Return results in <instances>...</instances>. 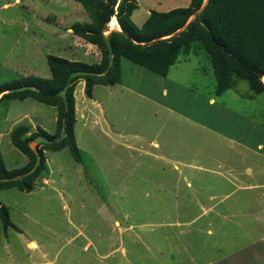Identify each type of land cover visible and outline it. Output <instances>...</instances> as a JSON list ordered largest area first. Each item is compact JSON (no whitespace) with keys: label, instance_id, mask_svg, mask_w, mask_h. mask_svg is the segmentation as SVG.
Listing matches in <instances>:
<instances>
[{"label":"rangeland","instance_id":"obj_1","mask_svg":"<svg viewBox=\"0 0 264 264\" xmlns=\"http://www.w3.org/2000/svg\"><path fill=\"white\" fill-rule=\"evenodd\" d=\"M189 2L137 0L132 20L139 26L150 10ZM88 20L74 0H0V83L30 74L50 77L47 54L98 62L82 39L81 49L67 50L70 26ZM120 69L133 90L216 133L175 113H152L151 102L134 93L108 95L111 86L94 85L105 113L76 115L81 161L68 148L45 151L49 176L29 192L0 191L17 227L4 230L0 221V264H264V188L246 187L264 182V162L233 154L224 143L229 135L251 143L264 138V92L253 94L236 79L216 96L212 64L200 43L188 57L179 55L165 77L126 58ZM82 83L75 100L89 103ZM250 121L256 127L248 133ZM55 122V107L32 98L0 102L6 168L27 162L10 141L16 125L52 134Z\"/></svg>","mask_w":264,"mask_h":264},{"label":"trees","instance_id":"obj_2","mask_svg":"<svg viewBox=\"0 0 264 264\" xmlns=\"http://www.w3.org/2000/svg\"><path fill=\"white\" fill-rule=\"evenodd\" d=\"M74 1L89 20L74 22L72 33L93 45L100 60L86 63L47 54L50 77L30 74L0 83V102L32 98L56 110L52 134L40 126L31 130L26 124L10 131L11 143L27 156V162L7 169L0 152V191L17 188L29 192L39 179L47 177L45 151L68 148L74 160L81 161L74 132L75 87L83 80L84 92L91 97L94 85L119 83L121 58L165 77L179 55L190 54L194 44L200 43L212 64L216 96L233 87L236 79L246 81L253 94L264 92V0H206L203 7L204 0H190L187 6L150 10L140 26L132 20L137 0ZM113 15L119 30L106 33ZM31 141H37L35 149ZM0 221L4 230L17 229L1 200Z\"/></svg>","mask_w":264,"mask_h":264},{"label":"crops","instance_id":"obj_3","mask_svg":"<svg viewBox=\"0 0 264 264\" xmlns=\"http://www.w3.org/2000/svg\"><path fill=\"white\" fill-rule=\"evenodd\" d=\"M147 14H149V12ZM115 21H116V19H115ZM143 22H144V20L141 22V24ZM116 23H117V21H116ZM141 24H139V26ZM114 30H119V29L115 28ZM72 39H73V41H71V43H69V44H71V46L69 45V47H68L66 45L65 47L66 48L68 47L67 50H71V52H76V50H77L76 47H79L81 49V46L83 45V42L80 41V39H81L80 37L74 35L73 33H72ZM84 47H85L86 50L88 49L90 51H93L94 52V57L95 58L97 57L98 61L100 60L99 51L93 45H90L89 43L85 42L84 43ZM85 53H86V51H84V54ZM189 55L190 54L185 55V56L188 57ZM78 83L80 84V81ZM81 85H82L81 89H83L84 88V81H83V83ZM104 86H111L113 88L111 91H108V93H109L108 95H110V94H112V95H120L121 94L122 95L123 93L126 94V92H128L129 94L134 93V94L138 95L139 97L145 98V99H147V100H149L151 102V104H149V105L151 107L152 113L153 112L157 113L159 111H162L163 113H175V114L178 115V117H181V118H183L185 120H189L190 122H194V124H196V125L202 126V128H204L208 132L216 133V130L213 129L210 126V124L209 125H205V124L202 125L200 123L192 121V119H189V117L187 115L182 114L180 111H178V110H176V109H174V108H172L170 106H166L164 104H161L160 102H158L154 98H151L149 96H146V95H144V94H142L140 92H137V91L133 90L129 85L123 83L122 80L119 83H116V84H113V85H104ZM166 92H167V89L165 87H163L162 88V93H166ZM225 92H223L222 94H224ZM74 96H75V91H74ZM217 96H220V95H217ZM88 98H89V100H91V102H89V103L87 101H85L84 97H81V99H80V101H78V103L75 100V115H78L80 111H81V115H82V113L93 112L92 110H94V111L95 110L96 111L99 110L101 113H105L103 102H101L100 100H97L95 98V96L93 94V90H92L91 97H88ZM208 104L209 105H214L215 104L214 99L213 98H209ZM255 127H256L255 122L250 121L249 126H248V133H250L253 129H255ZM223 134L226 135V136L229 135L227 132H224ZM247 140H250V139L248 138ZM224 143L226 145L225 147H227L229 150H231L232 151L231 153H233V154L241 155V156H244L245 158L247 156H249V154L250 155H257V156H260V157H259V159H256V160L264 162V152H263L264 150H259V148L260 149H264V138L262 140L255 139V142L251 143V141H245V140H243V138L240 139V138H236V136L229 135L228 138H225V142ZM219 166L222 168V166H223V162L222 161L219 163ZM244 169H245L244 171H247V172L251 171V168L248 167V166L245 167ZM246 187H249L251 189L264 188V182L250 184V185H248ZM31 243H35V242H30V244ZM30 244H29V246H30Z\"/></svg>","mask_w":264,"mask_h":264},{"label":"bare ground","instance_id":"obj_4","mask_svg":"<svg viewBox=\"0 0 264 264\" xmlns=\"http://www.w3.org/2000/svg\"><path fill=\"white\" fill-rule=\"evenodd\" d=\"M110 25H112L113 28L115 27L116 29H119V26H118V24L116 23L115 19H113V20L110 22Z\"/></svg>","mask_w":264,"mask_h":264},{"label":"water","instance_id":"obj_5","mask_svg":"<svg viewBox=\"0 0 264 264\" xmlns=\"http://www.w3.org/2000/svg\"><path fill=\"white\" fill-rule=\"evenodd\" d=\"M205 4H206V0H205V2L202 4V7H203ZM202 7H201V8H202ZM191 19H192V17L187 21V23H189ZM33 89H34V88H33ZM7 92H9V91H7Z\"/></svg>","mask_w":264,"mask_h":264},{"label":"built area","instance_id":"obj_6","mask_svg":"<svg viewBox=\"0 0 264 264\" xmlns=\"http://www.w3.org/2000/svg\"><path fill=\"white\" fill-rule=\"evenodd\" d=\"M113 19H115V16L113 15L112 17H111V19H110V21H109V26H110V22L113 20Z\"/></svg>","mask_w":264,"mask_h":264},{"label":"clouds","instance_id":"obj_7","mask_svg":"<svg viewBox=\"0 0 264 264\" xmlns=\"http://www.w3.org/2000/svg\"><path fill=\"white\" fill-rule=\"evenodd\" d=\"M116 19V18H115Z\"/></svg>","mask_w":264,"mask_h":264}]
</instances>
